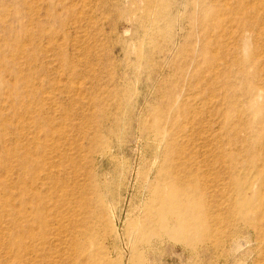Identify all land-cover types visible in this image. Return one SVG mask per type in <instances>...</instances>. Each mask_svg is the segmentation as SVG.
I'll return each mask as SVG.
<instances>
[{"label":"rangeland","instance_id":"374dc122","mask_svg":"<svg viewBox=\"0 0 264 264\" xmlns=\"http://www.w3.org/2000/svg\"><path fill=\"white\" fill-rule=\"evenodd\" d=\"M96 262L264 264V0H0V264Z\"/></svg>","mask_w":264,"mask_h":264},{"label":"bare ground","instance_id":"6f19581e","mask_svg":"<svg viewBox=\"0 0 264 264\" xmlns=\"http://www.w3.org/2000/svg\"><path fill=\"white\" fill-rule=\"evenodd\" d=\"M253 2H254V1H253ZM256 5H257V4H256ZM253 9H254V8H253ZM240 20H241V18H240ZM240 38H241V37H240ZM242 38H243V37H242ZM242 41H243V40H242ZM240 42H241V41H240ZM193 184H194V183H193ZM203 184H204V183H203ZM158 198H159V197H158ZM158 198H157V199H158ZM188 198H189V197H188ZM160 199H161V198H160ZM190 200H191V197H190L189 201H190ZM163 201H165V200L163 199ZM159 202H160V201H159ZM193 202H194V201H193ZM198 203H199V202H198ZM82 204H83V202H82ZM82 204H80V205H82ZM199 204H200V203H199ZM196 205H197V204H196ZM200 205H201V204H200ZM75 206H76V205H75ZM165 206H166V205H165ZM181 206H182V205H181ZM188 206H189V205H188ZM185 207H186V206H185ZM192 207H193V206H192ZM202 207H203V206H202ZM202 207H201V208H202ZM70 208H71V207H70ZM80 208H81V207H80ZM84 208H85V207H84ZM84 208H82V210H83ZM178 208H179V207H178ZM178 208H177V209H178ZM197 208H198V207H197ZM181 209H183V208H181ZM181 209H180V210H181ZM194 209H195V208H193V210H194ZM84 210H85V209H84ZM185 210H186V209H185ZM188 211H190V210H188ZM188 211L186 210L187 213H190V212H188ZM191 211H192V210H191ZM194 211H195V210H194ZM200 211H201V210H200ZM70 212H71V211H70ZM75 212H76V211H75ZM80 212H81V211H80ZM82 212H83V211H82ZM82 212H81V213H82ZM86 212H87V211H86ZM178 212H179V210L177 211V213H178ZM180 212H182V210H181ZM183 212H184V209H183ZM192 212H193V211H192ZM91 213H92V212H91ZM198 213H199V212H198ZM83 214H84V213H83ZM178 214H179V213H178ZM181 214H186V213H180V215H181ZM88 215H89V214H88ZM175 215H176V214H175ZM180 215H176V217H178V216H180ZM190 215H191V214H190ZM200 215H201V214H200ZM79 216H80V215H79ZM207 216H208V215H207ZM67 217H68V216H67ZM95 217H96V216H95ZM95 217L92 216V218L97 219V218H95ZM171 217H174V212H173V214H172ZM183 217H184V216H183ZM191 217H192V216H191ZM156 218H157V217H156ZM184 218H186V217H184ZM189 218H190V217H189ZM201 218H202V216H201ZM66 219H67V218H66ZM74 219H75V218H74ZM77 219H80V218L78 217ZM87 219H88V218H87ZM160 219H161V218H160ZM170 219H171V218H170ZM172 219H173V218H172ZM182 219H183V218H182ZM194 219H195V218H194ZM199 220H200V219H199ZM70 221H71V220H70ZM86 221L88 222V220H86ZM96 221H97V220H95V222H96ZM151 221H152V220H151ZM187 221H188V220H187ZM203 221H204V220H203ZM203 221H200V222H203ZM78 222H79V220H78ZM153 222H156V221L153 220ZM171 222H173V221H171ZM174 222H175V221H174ZM174 222H173V223H174ZM197 222H198V221H197ZM79 223H80V222H79ZM79 223H78V224H79ZM85 223H86V222H85ZM93 223H94V222H93ZM162 223H165V221L162 222ZM166 223H167V222H166ZM181 223H182V222H181ZM184 223H185V222H184ZM204 223H205V222H204ZM204 223H202V224H204ZM73 224H74V223H73ZM199 224H200V223H199ZM170 225L172 226V223H171ZM195 225H196V224H195ZM74 226H75V224H74ZM74 226H73V227H74ZM94 226H95V224H94ZM152 226H153V224H152ZM175 226H176V225H175ZM187 226H188V223H187ZM197 226H199V225H197ZM201 226H202V225H201ZM53 227H54V226H53ZM53 227H52V229H53ZM84 227H85V226H84ZM88 227H89V225H88ZM180 227L184 228V226H180ZM194 227H195V226H194ZM194 227H193V228H194ZM68 228H69V227H68ZM70 228H71V227H70ZM171 228H172V227H170V229H171ZM186 228H187V227H186ZM89 229H90V228H89ZM92 229H93V228H92ZM159 229H160V228H159ZM187 229H188V228H187ZM54 230H55V229H54ZM54 230H53V231H54ZM78 230H79V229H78ZM78 230H76V231H77L78 234H80V233H79L80 230H79V232H78ZM85 230H86V228H85ZM85 230H83V231H85ZM148 230H149V229H148ZM188 230H189V229H188ZM194 230H195V229H194ZM72 231H73V230H72ZM94 231H95V230H94ZM156 231H157V230H156ZM70 232H71V231H70ZM81 232H82V231H81ZM91 232H92V231H91ZM149 232H150V231H149ZM151 232H152V231H151ZM153 232H154V231H153ZM159 232H160V230H159ZM162 232H164V231H162ZM168 232H169V231H168ZM187 232H190V231H187ZM85 233H86V232H85ZM87 233H88V231H87ZM97 233H98V232H97ZM74 234H75V233H74ZM141 234H142V233H141ZM149 234H150V233H149ZM151 234H152V233H151ZM154 234H155V232H154ZM156 234L159 235V233H156ZM69 235H70V234H69ZM71 235H72V233H71ZM76 235H77V234H76ZM84 235H85V234H84ZM88 235H89V234H88ZM72 236H74V235H72ZM92 236H93V235H92ZM143 236H144V235H143ZM152 236H153V235H152ZM53 237H54V236H53ZM77 237H78V235H77ZM77 237H76V238H77ZM102 237H103V236H102ZM155 237H156V236H155ZM66 238H67V237H66ZM80 238H81V237H80ZM82 238H84V236H83ZM87 238H89V237H87ZM96 238H97V237H96ZM148 238H149V236H148ZM67 239H68V238H67ZM78 239H79V238H78ZM78 239H77L76 242H78ZM85 239H86V237H85ZM89 239H90V238H89ZM150 239H151V237H150ZM153 239H155V238H153ZM53 240H54V239H53ZM53 240H52V241H53ZM70 240H71V239H70ZM80 240H81V239H80ZM93 240H94V238H93ZM146 240H147V239H146ZM53 242H54V241H53ZM57 242H58V241H57ZM60 242H61V240H60ZM76 242H75V243H76ZM79 242H80V241H79ZM81 242H82V241H81ZM87 242H88V241H87ZM87 242H86V243H87ZM67 243H68V242H67ZM83 243H84V245H85V242H83ZM91 243H92V242H89L88 244H91ZM148 243H149V242H148ZM150 243H151V242H150ZM76 244H77V243H76ZM80 244H81V243H80ZM94 244H95V243H94ZM56 246H58V245H56ZM146 246H148V245H146ZM76 247H77V246H76ZM81 247H82V246H81ZM90 247H91V246H90ZM90 247H89V248H90ZM85 248H86V246L84 247V251H85ZM68 249H69V248H68ZM90 249H91V248H90ZM90 249H89V250H90ZM59 250H61V249H59ZM71 250H72V249H71ZM75 250H76V248H75ZM78 250H79V249H78ZM78 250H77V251H78ZM80 250H81V249H80ZM86 251H88V249H87ZM50 252H51V251H50ZM65 252H67V251H65ZM89 252H91V250H90ZM89 252H88V253H89ZM69 253H70V252H69ZM85 253H86V252H85ZM85 253H84V254H85ZM78 254H79V253H78ZM80 254H82V253L80 252ZM84 254H83V255H84ZM89 254L91 255V253H89ZM107 254H108V253H107ZM112 254H113V253H112ZM69 255H70V254H69ZM90 255H88V256H90ZM57 256H58V255H57ZM71 256H72V255H71ZM78 256H79V255H78ZM80 256H82V255H80ZM80 256H79V257H80ZM88 256H87V257H88ZM92 256H93V255H92ZM107 256H108V255H107ZM79 257H78V259H79ZM64 258H65V257H64ZM70 258H71V257H70ZM66 259H67V258H66ZM66 259H64V260H66ZM81 259H82V258H81ZM81 259H80V260H81ZM104 259H105V258H104ZM147 259H148V258H147ZM74 260H75V259H74ZM82 260H83V259H82ZM84 260H85V258H84ZM76 261H77V260H76ZM92 261H93V260H92ZM92 261H91V262H92ZM78 262H79V260H78ZM89 262H90V261H89ZM96 263L98 264V262H96ZM107 263H108V262H107ZM155 263H156V262H155ZM74 264H75V263H74ZM91 264H92V263H91Z\"/></svg>","mask_w":264,"mask_h":264}]
</instances>
